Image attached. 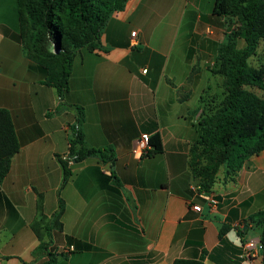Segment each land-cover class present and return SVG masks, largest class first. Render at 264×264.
Returning a JSON list of instances; mask_svg holds the SVG:
<instances>
[{
  "label": "crops",
  "instance_id": "crops-1",
  "mask_svg": "<svg viewBox=\"0 0 264 264\" xmlns=\"http://www.w3.org/2000/svg\"><path fill=\"white\" fill-rule=\"evenodd\" d=\"M214 3L129 0L109 18L101 47L78 50L61 95L24 52L17 1L0 0V108L20 142L0 181V264L45 263L47 254H33L41 241L55 264H244V240L263 231L252 216L264 210V150L233 178L219 172L216 205L191 188L198 116L224 94L217 51L229 22ZM77 107L87 144L112 147L114 158L69 160L64 180L59 157L69 153ZM142 133L158 134L162 149L135 157Z\"/></svg>",
  "mask_w": 264,
  "mask_h": 264
},
{
  "label": "trees",
  "instance_id": "trees-1",
  "mask_svg": "<svg viewBox=\"0 0 264 264\" xmlns=\"http://www.w3.org/2000/svg\"><path fill=\"white\" fill-rule=\"evenodd\" d=\"M19 16V41L28 58L44 71V82L63 95L69 88L74 58L82 47H101V36L111 15L123 10L129 0H16ZM213 14L228 19L229 29L217 51V73L222 75L224 96L218 104L200 112L197 121L199 139L192 147L190 166L206 191H211L223 170L233 178L244 163L264 150V48L258 65L251 58L264 43V0H215ZM244 39V46L239 42ZM60 46V51H55ZM82 107H77L76 121L70 134L66 158L59 157L64 180L71 171L69 160L81 161L94 156L107 162L114 158L112 147H93L84 139ZM155 152L162 149L158 134L151 135ZM20 142L11 113L0 108V181L8 174L12 157ZM63 207L60 201L55 218ZM252 220L263 226L261 241L264 258V210ZM57 221H55L56 223ZM228 227L221 228L224 234ZM242 229L240 233H245ZM41 241L33 254L44 252L55 264L56 253ZM172 264H203L201 259L177 258Z\"/></svg>",
  "mask_w": 264,
  "mask_h": 264
},
{
  "label": "built area",
  "instance_id": "built-area-1",
  "mask_svg": "<svg viewBox=\"0 0 264 264\" xmlns=\"http://www.w3.org/2000/svg\"><path fill=\"white\" fill-rule=\"evenodd\" d=\"M132 36H136V31L132 33ZM150 137L151 135L149 133H142L134 140L131 152L135 157L140 158L143 155L149 153V151L152 149ZM191 188L197 197H200L210 205H216L218 203V200L212 191H206L201 183L192 185ZM192 207L196 211L202 210V206L200 204H193ZM262 251L263 243L261 238L259 236H251L244 240L240 257L244 264H257L256 261L258 258L262 257Z\"/></svg>",
  "mask_w": 264,
  "mask_h": 264
},
{
  "label": "rangeland",
  "instance_id": "rangeland-1",
  "mask_svg": "<svg viewBox=\"0 0 264 264\" xmlns=\"http://www.w3.org/2000/svg\"><path fill=\"white\" fill-rule=\"evenodd\" d=\"M2 8L3 7H5L7 10H5L4 11V17H6V18H8L9 17V10H8V7H10V4L9 3H7V4H4V6H1ZM230 26V25H229ZM244 39H241V45H242V43H245V41H243ZM263 48H264V43H262L261 45H260V48H259V54L257 55V56H254V57H252L251 58V62H252V64H254V65H258L259 63H260V61H261V54H262V52H263ZM223 90H224V88H222ZM223 96H224V94H223ZM222 171V170H221Z\"/></svg>",
  "mask_w": 264,
  "mask_h": 264
},
{
  "label": "water",
  "instance_id": "water-1",
  "mask_svg": "<svg viewBox=\"0 0 264 264\" xmlns=\"http://www.w3.org/2000/svg\"><path fill=\"white\" fill-rule=\"evenodd\" d=\"M55 51H56V52H59V51H60V46H58V47H57V46H55ZM262 264H264V259H263V262H262Z\"/></svg>",
  "mask_w": 264,
  "mask_h": 264
}]
</instances>
